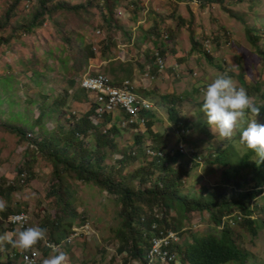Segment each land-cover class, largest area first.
Returning <instances> with one entry per match:
<instances>
[{
	"label": "rangeland",
	"instance_id": "374dc122",
	"mask_svg": "<svg viewBox=\"0 0 264 264\" xmlns=\"http://www.w3.org/2000/svg\"><path fill=\"white\" fill-rule=\"evenodd\" d=\"M11 2L0 0V16L8 10ZM56 2L82 8L77 11H55L50 19L31 34L20 33L19 37L10 40L9 45H0V181L4 180V184L16 187L8 195L0 193V199L6 202L7 207H18L27 214V226L23 229L46 226L43 221L54 218L59 208L54 205L55 198L47 196L51 165L36 150L34 143L21 141L20 137L6 128L22 127L33 139H39L40 135L51 137L59 126L64 131L71 128V124L91 108L88 92L78 86V77L88 66L114 81L128 79L134 82L140 94L143 91L149 92L147 98L155 106L150 115L153 122L151 134H159L157 139H152L159 146L161 143L158 139H161L165 149L176 146L177 136L176 127L170 123L167 115L170 104L162 97L181 99L178 112L189 117L190 126L194 130L190 131L188 140L197 144L200 154H203L201 145L204 148H217L224 140L213 128L216 139L208 142L204 129L198 127V118L201 116L198 104L203 102L208 83L218 75L226 74L237 87L245 90L250 89L249 86L253 88L254 81L259 82V90L264 91V64L257 52L258 49L264 50V35L257 44L251 43L240 21L243 16L248 24L256 28L264 26V0H253V3L245 0L238 4L224 2V6L232 13L217 4L201 8L194 0H119L114 10L116 16H110L102 2L97 0L90 5L89 0H55L51 5ZM35 5L37 7L36 0H31L30 4L21 2L10 17L8 26L0 32V37H8L17 23L27 21L36 10ZM250 6H253L252 9ZM105 17L109 18V25L104 21ZM154 25L159 29V36L152 33ZM167 32L170 37L164 41L162 35ZM193 41L200 44V49L193 46ZM103 44L108 45L107 57L100 55L105 50ZM158 47L163 51L162 58L165 60L163 72L156 70V58L152 60ZM201 47L209 58L203 54ZM88 48L92 49L93 55H88ZM239 74L243 76L244 85L237 78ZM71 80L75 82L73 86ZM253 99L257 100L255 96ZM39 111H43L45 117L43 121L36 122ZM135 136L130 130H120L115 139L118 149L131 148ZM90 138H83L87 148L94 146V136ZM150 138L151 135L144 133L145 154L147 144L152 146ZM200 139H204V142ZM235 147L237 154L234 155L239 158L244 152L243 147L240 144ZM25 153L28 157H35L33 175L28 183H16L21 178L17 169L24 165ZM107 154L109 158L105 162L109 164H115L114 159L120 158V154L115 152L107 151ZM148 157L147 154L143 156L138 153L135 159H127L123 176L146 165ZM254 161L255 165L259 164L257 157L252 156L248 169L250 172ZM215 168L211 165L195 167L189 173L188 185L185 182L179 188L180 193L192 197L204 191V187L210 191L222 172ZM65 181L71 193L70 200L76 203L74 210L79 214L72 225L76 231L67 238L72 243L67 251L68 264H110L111 257L113 260L115 258L111 264H122L123 256L115 254L119 244L115 229L121 222L118 215L119 202L96 186L67 177ZM132 184L137 186L135 180ZM261 196H264V192ZM257 202L264 203V200L260 198ZM60 204L63 205V201ZM208 215L207 212L203 216L197 212L189 213V221L183 225L185 234L180 238V243L191 240L189 232H203L205 235L217 233ZM81 218L85 219L86 225L78 228L76 223ZM226 219L223 220L224 224ZM0 221V235L23 230L17 226L10 229L8 218L0 217ZM49 232L48 228L47 239ZM233 233L238 246L249 254L251 261L247 264H264V229H259L253 237L235 225ZM6 243L0 244V250H3L1 260H7L4 255ZM37 250L38 264H43L44 259L54 254L50 251L45 253L41 243ZM99 250L105 252L104 259ZM14 252L23 251L12 246L9 254L13 259ZM13 264L20 263L16 260ZM174 264H181V261L177 260ZM226 264L239 263L232 261Z\"/></svg>",
	"mask_w": 264,
	"mask_h": 264
},
{
	"label": "trees",
	"instance_id": "16d2710c",
	"mask_svg": "<svg viewBox=\"0 0 264 264\" xmlns=\"http://www.w3.org/2000/svg\"><path fill=\"white\" fill-rule=\"evenodd\" d=\"M31 0H12L8 10L3 16H0V32L4 31L8 26V21L12 14L17 10L21 2L30 4ZM55 0H36L37 7L30 18L24 23H17L12 29L11 35L8 37H0V45H9L12 38H17L19 35L31 34L36 28L41 27L46 20L50 19L55 11H77L82 8L79 5H70L64 2H56ZM95 0H89L90 5ZM101 1L103 8H105L110 16H116L114 10L117 8L119 0H97ZM199 7L204 8L207 5L217 4L223 7L226 12H231L224 6V2L228 3H244L245 0H194ZM253 3V0H248ZM29 7V6H28ZM253 6L249 8L252 9ZM232 13V12H231ZM104 21L107 25L110 24L108 17ZM240 21L245 26V32L251 43L257 44V41L264 35V26L256 28L250 25L241 16ZM21 33V34H20ZM154 35H160L159 29L154 25L152 28ZM168 34V35H167ZM164 41L169 39V33L163 36ZM264 38V36H262ZM108 44V42H107ZM108 45L103 44L100 55L107 57ZM193 46L200 49V44L193 41ZM160 57L163 54L160 48H157ZM203 54L209 58L206 52ZM258 54L261 57V62L264 64V50L258 49ZM88 55H93L92 49L88 48ZM152 60L155 61V56L152 55ZM219 67V66H218ZM79 78V77H78ZM239 82L244 85L242 74L237 76ZM123 80L114 81L115 84H120ZM71 86L75 84L74 80L70 81ZM252 87H248L247 94L257 100H254L258 106L264 105V91H260V83H252ZM82 90V89H81ZM199 91V90H196ZM144 95L149 92L143 91ZM163 100L167 99L170 104L167 107V115L170 123L178 126L184 131L177 136V143L174 148L165 149L161 139H158L161 146L156 145V141L152 138H158V135H152L151 127L152 120L147 123V131L145 134L151 135L150 142L152 146H146V150L153 152L150 155L149 161L146 165L139 166L130 175L124 174L127 159H135L138 153H144L143 133H134L133 146L125 150H119L117 147L116 137L119 136L120 130H124L118 124L122 113L115 110L112 113H106L102 116L97 124L91 121L90 117L94 115L95 104L91 102V108L84 114L82 118L76 120L71 124V128L64 131L62 126L57 127L55 134L50 136L40 135L39 139L31 138V135L22 127H8L7 131L20 137L21 141H30L37 147V151L49 162L51 165L50 183L47 196L54 197V205L58 206V213L52 219L46 218L43 228L50 230L48 239L49 242L56 245L61 244L66 240L71 233H73V223L76 217H79L74 210L76 203L73 202L71 193L68 190V184L65 177L74 179L83 184H89L98 187L106 192L107 195L113 196L120 204L118 215L121 222L118 228L115 229V237L119 244L115 254L122 255V264H129L136 261L139 264H146L145 256L149 244L147 240L154 237L159 230H174L179 232L181 238L185 231L181 232L185 221H189L188 215L191 212H197L200 215L207 212L209 221L214 225V231L217 233H209L205 235L203 232H189L191 240L186 242H179L171 247L172 252H176L177 259L181 264H226L232 261L239 264H247L251 261L246 250H242L237 244V238L233 233V226L237 225L242 230L251 235L256 236L259 229H264V203L257 202L258 199L264 200L261 196L264 192V162H259L256 154L247 149L244 144L240 142L241 128L237 131L231 139L224 138L221 145L217 148H204L203 154H200L197 144L190 143V131L194 128L190 126L189 117L184 116L178 112V107L181 106V99L170 98L163 96ZM198 106H202L199 103ZM201 115L205 116L201 111ZM45 114L39 111L36 117V122L43 121ZM200 117V116H199ZM206 120L201 121L198 118V127L205 131L207 141H215L216 135L213 128L207 124ZM253 117L248 114V119ZM259 124H264V106L260 108V114L256 117ZM246 126V125H244ZM194 127V125H193ZM100 129V130H99ZM210 129V130H209ZM181 134V135H180ZM94 136L93 148L85 147L83 138L86 140ZM91 139V138H90ZM145 141V140H144ZM185 143V152L178 149L179 142ZM199 141L204 142V139ZM199 141L197 143H199ZM200 144V143H199ZM236 144L243 147L244 152L239 158L234 155L237 154ZM107 151L120 154L119 159H114L115 164L106 163L105 160L109 158ZM24 154V165H20L17 169V174L21 176L16 183L25 184L31 180L33 175L32 169L35 164V157L26 156ZM252 156H256L259 164L255 161L251 163L253 166L252 172L249 169V162ZM200 161V162H199ZM205 165L216 167L215 169L222 170L217 182L214 183L212 189L209 191L204 187V191H200L199 195H182L179 188L186 182H189V173L191 170L203 168ZM214 169V170H215ZM25 174L22 176V174ZM137 182V186H133L132 181ZM0 181V193L8 195L11 190L16 187L9 183ZM63 201V205L60 204ZM25 212L20 208L6 207V210L0 212L2 219H7L10 215H16ZM28 217V216H27ZM51 218V217H50ZM226 219V224L222 230H218L222 225V219ZM85 219L81 218L76 224L78 228L86 225ZM191 223V221H190ZM189 223V225H190ZM1 224V221H0ZM10 229H14V225L10 224ZM155 226V228H152ZM81 234V233H79ZM76 236V235H75ZM72 240V239H71ZM72 243L68 241L64 245V251L71 248ZM5 257L8 259L9 251L12 245L5 244ZM45 251H48L45 248ZM100 251V250H99ZM28 253V252H25ZM18 252H14V259L19 257ZM101 258L104 259L105 252H99ZM1 256V252H0ZM110 264L115 260L110 259ZM174 264V263H168Z\"/></svg>",
	"mask_w": 264,
	"mask_h": 264
},
{
	"label": "clouds",
	"instance_id": "9594fccd",
	"mask_svg": "<svg viewBox=\"0 0 264 264\" xmlns=\"http://www.w3.org/2000/svg\"><path fill=\"white\" fill-rule=\"evenodd\" d=\"M156 70L158 71L157 67ZM141 94L142 96L147 98V95H144L142 92ZM261 106H258L255 103L254 99L247 94V91L243 87H237L236 83L230 76H227L226 74H220L212 82L206 85L203 95L202 106H200L199 111L200 112L202 111L204 113V115L207 117V124L211 128H214L218 132L220 137L231 139L234 133L237 131L238 127H240L241 144H244L247 149L253 151L256 154V156L259 158V162H264V124H259L256 120V117L259 116L260 114ZM151 112L152 111L146 114V117L149 119L147 123L150 120H152L151 119L152 116H150ZM249 113L253 117L251 120L248 119ZM205 116L201 115L200 120L205 121L206 120ZM147 123L145 126V131L143 132L134 131V129H136V125H134L133 127H127L125 129L130 130L133 133L140 132L144 134L147 131ZM180 126H181L180 124L176 126V134L178 132L177 136L179 135V133L184 132L180 128ZM150 130L152 131V127ZM181 143L183 142L182 141L179 142L177 146L178 149H180L179 145ZM183 146L185 148V143H183ZM6 207H7L6 202L0 199V212L5 211ZM223 220L224 218L222 219V225L219 227L220 230H222L223 226L225 225ZM73 229L75 228H72V230ZM182 231H184V229H182L181 232ZM47 240H48L47 229L40 226H30L18 232L5 233L3 235H0V244L7 242L11 244L13 247L23 251L20 252L19 257L16 259H13L12 255H9L7 260L4 258L3 260H1L0 258V264H6V263L13 264V262L16 260L19 261L20 264H23L24 263L23 255L27 254L25 252L28 253L31 252L33 256H37V260L35 261V263L38 264L39 251L37 250V246L40 243H41V248L44 251L45 248L48 249V251H45V253L46 252L49 253V251L54 253L50 257L44 259L43 264H68L69 258L67 253L64 252V245H66L69 240L66 239L59 245H56L51 242H49L50 244L43 243V242H47ZM179 242H180V237H179ZM2 251L3 250L1 249L0 252L2 253ZM25 260L27 264H32V261H30L28 257H25ZM145 260H146V256H145ZM177 260L178 259H176V261Z\"/></svg>",
	"mask_w": 264,
	"mask_h": 264
},
{
	"label": "built area",
	"instance_id": "2783aa9c",
	"mask_svg": "<svg viewBox=\"0 0 264 264\" xmlns=\"http://www.w3.org/2000/svg\"><path fill=\"white\" fill-rule=\"evenodd\" d=\"M154 56L158 72H162L165 69V61L159 57L157 50ZM78 85L82 90L88 92L90 101L95 104L94 115L90 117L93 123L97 124L104 114L119 110L122 113L121 119L118 121L121 128L125 129L136 125L134 131H145L146 123L149 120L146 114L154 108V105L148 98L137 92V86L134 82L126 79L120 84H115L108 75L93 70L92 66H88L79 77ZM181 146L183 145H179L180 151H184V146ZM146 154L153 155L149 147ZM8 221L10 224L23 229L28 217L20 213L11 215ZM152 228H155V226ZM73 230L76 231V229ZM178 242L179 233L172 230H159L154 237L148 240L149 248L146 254V264L175 262L177 254L171 251V247ZM25 257H28L32 264H35L37 260V256H33L30 252L23 255V264H27ZM135 264L139 263L135 262Z\"/></svg>",
	"mask_w": 264,
	"mask_h": 264
},
{
	"label": "crops",
	"instance_id": "0c3cea01",
	"mask_svg": "<svg viewBox=\"0 0 264 264\" xmlns=\"http://www.w3.org/2000/svg\"><path fill=\"white\" fill-rule=\"evenodd\" d=\"M149 71H150V69H149ZM151 72V71H150ZM153 72V71H152ZM152 74V73H151ZM112 81H113V79H112ZM138 84H140L141 85V82H137ZM146 84V83H145ZM143 87H145L144 85H143ZM145 89V88H144ZM146 90V89H145Z\"/></svg>",
	"mask_w": 264,
	"mask_h": 264
},
{
	"label": "bare ground",
	"instance_id": "6f19581e",
	"mask_svg": "<svg viewBox=\"0 0 264 264\" xmlns=\"http://www.w3.org/2000/svg\"><path fill=\"white\" fill-rule=\"evenodd\" d=\"M163 72V71H162ZM181 135V134H180ZM15 215V214H14ZM11 216V215H10ZM9 220V219H8ZM7 222V221H6ZM9 225V224H8ZM10 226V225H9ZM27 226V225H26ZM18 229H20V228H18Z\"/></svg>",
	"mask_w": 264,
	"mask_h": 264
}]
</instances>
